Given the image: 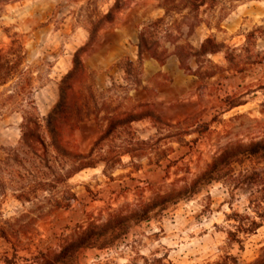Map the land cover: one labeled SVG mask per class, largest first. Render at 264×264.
<instances>
[{
  "label": "rangeland",
  "instance_id": "obj_1",
  "mask_svg": "<svg viewBox=\"0 0 264 264\" xmlns=\"http://www.w3.org/2000/svg\"><path fill=\"white\" fill-rule=\"evenodd\" d=\"M115 1L20 0L4 7L0 14V48L9 59H15V53L20 55L22 67L33 71L42 116L57 101L58 83L64 75L53 66L61 56H73L88 37L85 27L97 23ZM126 1L119 0V6ZM156 2L163 10L155 7L130 29L134 36L141 32L154 34L151 41L157 42V53L165 49L173 52L175 47L170 41L177 47L190 44L199 48L207 38L223 49L214 56L202 57L200 65L195 58L189 60L195 61L202 73L214 72L213 80H209L211 86L204 87L201 106L177 122L167 121L149 106L172 126L150 119L135 122L138 136L149 142L148 155L133 164L124 157V165L112 171L104 172L105 163H100L77 173L69 184L78 199L69 208L46 206L42 210L41 202L23 205L12 193L0 196V211L5 218L24 214L26 223L29 217L37 219L15 242L0 238V264H31L42 253L59 251L66 238L90 222H105L110 213L120 209L130 213L157 194L192 183L228 146L264 139V0ZM34 13L40 19L26 25V15ZM158 18H163V22L152 28ZM108 27L114 28L106 23L102 29ZM100 31L83 60L95 48ZM228 55L233 61L226 59ZM115 65L102 73L88 67L91 82L98 93L105 91L107 102L127 109L128 89L115 87L106 92L112 87L109 77L116 84L129 87ZM136 78L133 74L130 83L134 84ZM233 104L237 106L232 107ZM21 122L18 113H10V106H2L0 147L17 143ZM88 122L69 136L70 143L83 153L91 150L105 128V124L94 121L96 128ZM263 169L264 163L254 159L235 165L236 174ZM257 190L253 184L204 183L197 193L152 213L149 220L131 222L128 233L111 246L81 249L79 264H210L226 254L239 256L244 263L253 262L264 247V225L244 237V249L240 250L228 239L227 230L234 229L235 224L227 219V214L249 211L251 197L259 195Z\"/></svg>",
  "mask_w": 264,
  "mask_h": 264
},
{
  "label": "trees",
  "instance_id": "obj_2",
  "mask_svg": "<svg viewBox=\"0 0 264 264\" xmlns=\"http://www.w3.org/2000/svg\"><path fill=\"white\" fill-rule=\"evenodd\" d=\"M20 0H0V14L4 7ZM119 8V0L107 13H102L97 23L85 27L89 33L87 43L79 47L73 54L72 68L58 83V99L42 116L36 100L34 73L22 67V57L15 53V59H9L0 48V112L2 106H10V113H18L22 117L19 125L20 138L15 145L1 146L0 156V196L12 193L23 205L41 202L39 207L52 209L71 207L78 199L69 184L71 178L87 168H95L105 163L104 172L124 165V157L134 163L138 158L148 155V141L141 139L134 123L145 119L152 122L172 126L158 114L142 105V109H124L122 105L114 106L107 102L103 93L97 92L93 84L92 72L86 66L83 55L95 42L98 32L108 22L114 20ZM163 18L152 23V28L160 25ZM146 27V32L148 31ZM154 34L139 35L138 60L123 57L118 67L125 72V80L129 87L113 82L111 89H130L140 84L143 54L149 52L160 64H165L171 54H176L181 66L190 70L189 60L195 58L201 64L202 57L223 52L218 43L207 38L201 46L177 47L175 50L165 49L157 53V42L151 41ZM188 50V51H187ZM186 52V53H185ZM228 61H233L228 55ZM137 75L134 84L130 77ZM201 79L212 77L214 72L202 73L200 67L195 71ZM237 106L233 104L232 107ZM88 121L105 124L101 135L88 153L80 152L70 143V134ZM205 129L208 125H204ZM254 159L264 163V139L249 144L235 143L207 165L205 171L192 183L180 188H172L164 194H157L150 202H141L130 213L124 209L109 214L105 222H90L65 239L59 251H49L34 258L31 264H79L78 254L84 248L103 249L111 246L117 239L126 235L131 222L149 220L152 213L163 211L170 205L187 199L197 193L204 183L222 181L227 184H253L258 187V196H252L245 213L232 211L227 219L234 222V229L227 230L231 243L244 249V237L255 234L264 225V169L262 171L241 170L236 174L235 165H243ZM21 214L13 218H5L0 211V238L13 243L26 233V227L35 224L36 218ZM160 260V259H159ZM210 264H264V247L261 255L253 262L244 263L239 256L226 254L220 260Z\"/></svg>",
  "mask_w": 264,
  "mask_h": 264
},
{
  "label": "crops",
  "instance_id": "obj_3",
  "mask_svg": "<svg viewBox=\"0 0 264 264\" xmlns=\"http://www.w3.org/2000/svg\"><path fill=\"white\" fill-rule=\"evenodd\" d=\"M150 2L149 0H128L125 5L119 6L114 20L107 23L113 25L114 28L102 29L95 48L84 57L87 67L102 73L107 71L113 64H116V69L125 76V72L118 67L117 63L123 57H129L131 60L137 61L139 53V36H134L131 26L135 25L140 17L145 18L156 8L159 11L163 10L159 5H155L158 4L156 0H151ZM39 17L36 13L29 17L26 15L24 21L26 25H30L33 21L39 20ZM88 39L89 33L79 47L85 45ZM214 55L216 54L210 56ZM189 64L191 68L188 71L181 66L178 56L173 53L162 65L149 52H145L139 75L140 84L138 86L132 85L128 90L127 109H142V105H148L170 122L180 121L190 115L201 106L204 87L211 86L209 80H213V77L201 79L194 74L199 68L198 64L195 61L194 63L191 61ZM72 65L73 56H61L60 60L53 66V69L62 70L65 75L72 68ZM123 76L122 81L127 84ZM109 78L111 84H113L115 79ZM88 123L93 124L96 128L98 127L94 121H89ZM93 142H90L88 148L92 146Z\"/></svg>",
  "mask_w": 264,
  "mask_h": 264
}]
</instances>
